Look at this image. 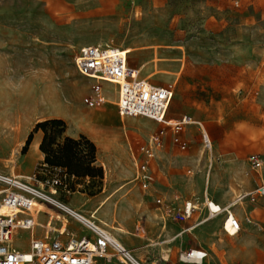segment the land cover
Returning <instances> with one entry per match:
<instances>
[{
  "label": "rangeland",
  "instance_id": "obj_1",
  "mask_svg": "<svg viewBox=\"0 0 264 264\" xmlns=\"http://www.w3.org/2000/svg\"><path fill=\"white\" fill-rule=\"evenodd\" d=\"M109 41L124 48L129 65L152 84L175 83L169 117L190 116L220 144L210 163L197 125L181 134L184 151L167 134L151 161L163 197L177 195L183 206L200 204L207 194L230 205L241 214L237 236L223 232L224 213L211 221L201 217L181 247V239L172 240L171 220L142 197L133 182L138 147L159 126L145 118L120 120L114 87L82 76L72 59L82 45ZM50 119L65 123L64 136L83 135L105 155L103 165L96 164L102 179H66L70 193L58 189L53 199L88 219L109 198L97 215L106 225L95 223L141 264H178L179 251L197 245L208 252L204 264H264V210L254 205L264 182V0H0L1 176L27 180L38 169L44 156L35 144L42 133L24 146L36 124ZM252 155L263 162L258 173L248 163ZM39 207L37 236H88L75 218ZM146 219L152 225L145 226ZM14 238L16 249H29L28 232Z\"/></svg>",
  "mask_w": 264,
  "mask_h": 264
},
{
  "label": "built area",
  "instance_id": "obj_2",
  "mask_svg": "<svg viewBox=\"0 0 264 264\" xmlns=\"http://www.w3.org/2000/svg\"><path fill=\"white\" fill-rule=\"evenodd\" d=\"M72 59L82 76L96 83H107L114 87L115 109L121 118H145L159 126V131L151 136L148 143L138 147L139 158L136 161L133 182L144 197L154 202L164 217L175 222L190 220L193 213L199 210L198 203L187 201L181 206L177 197L168 200L159 196L150 174V162L155 158L157 149L162 146L167 134L171 135L172 144L184 151L188 148V143L181 139V134L189 126L201 127L200 123L193 121L189 116H183L178 120L168 119L175 83L152 84L148 78L141 76L139 68L129 65L128 52L115 46L112 41L82 45L75 51ZM104 100L102 97L98 98L97 105L100 106ZM201 141L204 151L212 153L214 144L206 132H201ZM248 163L255 172L260 171L263 166L261 158L257 155L250 156ZM66 179L63 170L50 169L42 164L27 180L0 175V210L3 207L9 210L8 214L0 213V264H97L100 259L106 263L113 259L119 264L130 263L129 252L116 244L111 235L97 226L93 220L84 223L78 220L88 236L75 232L67 234L50 232V235L52 233L57 235L51 239L46 231L42 232L41 236H37L36 232L32 233L37 225L33 214L29 212L31 200L43 204L53 214L61 216L60 212L53 210L56 208L75 218L65 205L54 200V195L47 192L53 188L56 192L58 189H64L69 194L70 192L66 191ZM80 187L78 185L75 193L79 194L77 191ZM256 194L254 203L264 208V202L258 201L260 195L264 196V183ZM202 204L208 220L225 214L222 230L226 235L235 236L240 232V223L233 216L230 205L221 207L208 197L203 198ZM45 215L48 221L52 219L48 213ZM56 216V220H59ZM17 231L29 233L27 251H20L13 246ZM207 256L206 251L197 248L180 252L177 259L182 264H202Z\"/></svg>",
  "mask_w": 264,
  "mask_h": 264
},
{
  "label": "trees",
  "instance_id": "obj_3",
  "mask_svg": "<svg viewBox=\"0 0 264 264\" xmlns=\"http://www.w3.org/2000/svg\"><path fill=\"white\" fill-rule=\"evenodd\" d=\"M65 130V123L59 119L40 122L28 136L24 150L32 141L33 134L41 132L39 151L44 156L42 165L63 170L67 179H102V168L96 166L95 144L83 135L77 138L64 136Z\"/></svg>",
  "mask_w": 264,
  "mask_h": 264
},
{
  "label": "crops",
  "instance_id": "obj_4",
  "mask_svg": "<svg viewBox=\"0 0 264 264\" xmlns=\"http://www.w3.org/2000/svg\"><path fill=\"white\" fill-rule=\"evenodd\" d=\"M149 79V78H148ZM174 96V95H173ZM169 111V110H168ZM183 116H187V115H183ZM183 116H181V117H183ZM167 117H168V119H171V120H178V119H180L181 117H179V118H171V117H169L168 116V114H167ZM190 117V116H189ZM91 118L94 120L95 119V116L93 115V114H91ZM120 119V118H119ZM96 120H98V118H96ZM120 120H123V119H120ZM193 120V119H192ZM98 121H102V120H98ZM197 123H200V122H197ZM91 124H92V121H91ZM193 126V125H192ZM200 126L201 127H199V129H200V134H201V132H206L207 133V131L205 130V128H204V126L200 123ZM190 127V126H189ZM90 138H94L93 137V135H92V132H87L86 133ZM208 134V133H207ZM208 136H209V134H208ZM209 138L211 139V141H212V143L214 144V150H213V152L212 153H207V152H205L204 151V149H203V147H202V149H203V151L205 152V153H207L210 157H209V162L210 163H212L213 161H212V158H214V156L219 152V150H220V144L218 143V142H216L215 140H213L210 136H209ZM165 139V138H164ZM38 142L40 143V141L38 140ZM201 144H202V141H201ZM38 148V147H37ZM38 150H39V148H38ZM38 150H36L37 152H38ZM99 153V151H98V147H97V154H96V164H98V165H100V166H102L103 164L101 163V161L102 160H104V157H105V155L104 154H98ZM139 155V154H138ZM139 158V157H138ZM137 158V159H138ZM40 159L41 160H43V154L41 155L40 154ZM137 161V160H136ZM41 164H39L38 165V167L40 166ZM135 166H136V163H135ZM36 170V169H35ZM34 170V171H35ZM33 171V172H34ZM261 171V170H260ZM255 172V171H254ZM259 172V171H258ZM258 172H256V173H258ZM135 173V172H134ZM150 174H151V179H152V181H153V185L155 186V189H156V191H157V193H158V195L159 196H161V197H163V195H162V193H161V191H160V188H159V185H158V183H157V180H155L154 178H153V172H152V169H151V162H150ZM264 183V182H263ZM139 190V189H138ZM140 191V190H139ZM141 193V192H140ZM51 194H54V192L53 191H51ZM80 194V193H79ZM55 195H56V193H55ZM82 195V194H81ZM141 195H142V193H141ZM142 197L143 198H145L148 202H151L154 206H155V209L157 210V211H159V212H161L160 210H158V208L156 207V205L154 204V202L151 200V199H148V198H146V197H144L143 195H142ZM174 197H177L178 198V200L180 201V198L177 196V195H171V198H169L168 200H172V199H174ZM206 197H208V195L206 194ZM164 198V197H163ZM210 200H211V198L210 197H208ZM164 199H166V198H164ZM236 199V198H235ZM213 201V200H212ZM235 200H233L232 202H234ZM259 201V200H258ZM202 202H203V199H202V201H201V203L199 204V205H201V209H199L198 211H195L194 213H193V215H192V217H191V219L190 220H188V221H186V222H175V221H173L172 219H169V220H171L170 221V223L172 224V228L174 229V234H173V237H172V240H173V242H177V240L178 239H181V247L182 246H184V243H183V237L184 236H187V235H191L192 234V232H194L197 228H198V226H199V224H200V218L202 217L203 219H204V221H209L208 219H206V211H205V209L203 208V204H202ZM214 203H216L215 201H213ZM216 204H218V203H216ZM198 205V206H199ZM218 205H220V204H218ZM254 205L255 206H257V207H259V208H262L263 210H264V208L262 207V206H260V205H258V204H255L254 203ZM221 207H225V206H222V205H220ZM226 206H228V205H226ZM66 208H68L69 210H71L72 212H75L76 214H78L79 216H82V217H85V216H83L82 214H80L77 210H75V209H72V208H69V207H66ZM97 208H98V206L93 210V212H92V214L97 210ZM42 210H44V208L42 207L41 208V211ZM40 211V212H41ZM39 212V213H40ZM104 212V210L102 211V213ZM101 213V214H102ZM162 214V213H161ZM194 214H196V217L194 218ZM36 215H37V213H35V218H36ZM233 216L239 221V223H240V227H241V230H240V232L242 231V229H243V225L241 224V221L239 220V218H241V214L240 213H236V214H233ZM238 217V218H237ZM86 218V217H85ZM90 218H91V216H90ZM213 220V219H212ZM36 221L38 222V219H36ZM98 221V220H97ZM211 221V220H210ZM146 222H148V224H146ZM250 222V221H249ZM102 224V223H101ZM46 224H44V226H45ZM103 225V224H102ZM147 225H152V223L150 222V219H146L145 220V226H147ZM166 226V225H165ZM166 227H161V229H165ZM49 230L50 231H53V228L52 227H49ZM139 230V229H138ZM239 232V233H240ZM238 233V234H239ZM237 234V235H238ZM237 235H235V236H237ZM41 236V235H40ZM228 236V235H227ZM235 236H228V237H235ZM113 238V240L114 241H116V243H118L119 245H121L120 243H119V241L116 239V238H114V237H112ZM60 239H62V238H60ZM116 239V240H115ZM118 241V242H117ZM197 248H200V246H195V247H190V248H188V249H197ZM188 249H186V250H188ZM200 249H202V248H200ZM186 250H181V251H179V253L180 252H183V251H186ZM207 254H208V252H207ZM132 260H136V259H134V258H132ZM178 260V259H177ZM205 260H207L208 261V256H207V258L205 259ZM204 260V261H205ZM135 262H137V263H139V264H141V262L140 261H138V260H136ZM97 264H119V262L116 260V259H113L110 263H106L104 260H102V259H100V260H98V262H97ZM133 264V263H132ZM178 264H182V263H180L179 261H178ZM208 264H209V262H208Z\"/></svg>",
  "mask_w": 264,
  "mask_h": 264
},
{
  "label": "bare ground",
  "instance_id": "obj_5",
  "mask_svg": "<svg viewBox=\"0 0 264 264\" xmlns=\"http://www.w3.org/2000/svg\"><path fill=\"white\" fill-rule=\"evenodd\" d=\"M150 78V77H149ZM118 117L120 118V119H124V118H121L119 115H118ZM39 144L40 143H36L35 144V149H37L38 150V148H39ZM38 147V148H37ZM51 191H53L54 192V194H51ZM48 192V194H50V195H55V193H56V190L55 189H50L49 191H47ZM241 197H242V195H239V196H237L236 197V199H235V201L234 202H232V204L233 205H238V204H240V199H241ZM259 197H262V198H264V196L263 195H260ZM109 200V198H105L104 200H103V202L102 203H100L99 205H98V208H97V210L93 213V214H91L90 216H91V218L89 217L88 219L87 218H85V217H82V216H79L78 214H76L75 212H72L71 210V212L73 213V216L77 219V220H79L80 222H82V223H84L85 221H90V222H92V220L94 221V222H98L97 221V215L98 214H100V212L102 211V209H103V207H104V205L106 204V202ZM31 202V204H30V207H29V212L30 213H32L33 214V216H34V219H35V223H36V218H35V213L37 212V214L39 213V210H40V207H39V205H40V203H38L37 201H35V200H31L30 201ZM66 208V207H65ZM68 209V208H67ZM69 210V209H68ZM116 212V211H115ZM0 213L1 214H8L9 213V210L7 209V208H5V207H3V208H1V210H0ZM114 214V213H113ZM233 214V213H232ZM102 222V224L105 226L106 225V223L105 222H103V221H100V222H98V223H101ZM35 229H36V227L35 228H33V230H32V233L34 234L35 233ZM116 231H118V232H121V233H123V231L121 230V229H115ZM15 239V238H14ZM113 239V238H112ZM116 240V239H115ZM115 243H116V241H114ZM118 242V241H117ZM116 244H118V243H116ZM119 245V244H118ZM121 247H123L122 245H120ZM124 248V247H123ZM126 250V249H125ZM127 251V250H126ZM130 254V253H129ZM130 256V263L132 264H139V263H137V262H135L134 260H132V256L131 255H129ZM206 261V260H205ZM205 261H203L202 262V264H204L205 263Z\"/></svg>",
  "mask_w": 264,
  "mask_h": 264
}]
</instances>
